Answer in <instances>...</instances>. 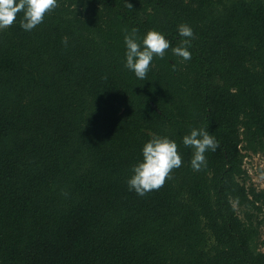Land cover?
I'll return each instance as SVG.
<instances>
[{
	"label": "trees",
	"instance_id": "obj_1",
	"mask_svg": "<svg viewBox=\"0 0 264 264\" xmlns=\"http://www.w3.org/2000/svg\"><path fill=\"white\" fill-rule=\"evenodd\" d=\"M57 3L31 31L23 13L0 30V264H264V187L245 167L264 156V0ZM133 28L171 44L146 80L125 67ZM194 128L219 142L200 171ZM152 134L183 162L140 196L127 181Z\"/></svg>",
	"mask_w": 264,
	"mask_h": 264
},
{
	"label": "clouds",
	"instance_id": "obj_2",
	"mask_svg": "<svg viewBox=\"0 0 264 264\" xmlns=\"http://www.w3.org/2000/svg\"><path fill=\"white\" fill-rule=\"evenodd\" d=\"M128 6L132 7L130 3ZM56 7H58L57 0H0V30L12 26L18 14L23 13L20 26L26 31H31L43 23L46 14ZM125 32V67L133 71L138 79L146 80L154 57L158 56L162 59L171 46L170 41L157 30L148 31L142 43L138 36V28H133L131 32L125 29ZM178 32L183 39L178 46L172 48V52L182 57L184 61L190 60L189 48L193 29L188 24H181ZM67 41L68 38L65 37L63 43L67 44ZM183 144L194 150L191 159L194 171H200L202 167H206L205 153L208 150L216 151L219 147L216 138L203 128L192 129L190 134L183 137ZM142 155V161L133 166V175L127 181L129 189L140 196L159 190L166 179L171 178L173 170L181 167L183 162L178 151V144L167 136L156 134H152V138L144 144Z\"/></svg>",
	"mask_w": 264,
	"mask_h": 264
},
{
	"label": "rangeland",
	"instance_id": "obj_3",
	"mask_svg": "<svg viewBox=\"0 0 264 264\" xmlns=\"http://www.w3.org/2000/svg\"><path fill=\"white\" fill-rule=\"evenodd\" d=\"M243 143L245 144V142ZM261 161H262V155H255L245 158V167L248 169L251 176L253 175L252 179L254 181V184L259 188L264 187V172H262L261 170L257 172V170L254 169V167L259 163H261ZM238 211H239V215L241 217H244L245 214L244 208H241ZM255 213L258 212L255 211ZM258 220L261 221L258 222ZM252 226L255 228L257 233L253 238L251 246L256 250L263 252L264 251V214H261L260 218L259 217L254 218Z\"/></svg>",
	"mask_w": 264,
	"mask_h": 264
},
{
	"label": "built area",
	"instance_id": "obj_4",
	"mask_svg": "<svg viewBox=\"0 0 264 264\" xmlns=\"http://www.w3.org/2000/svg\"><path fill=\"white\" fill-rule=\"evenodd\" d=\"M262 168V167H264V156L262 157V161H261V163H259L258 165H256L255 167H254V169H256L257 170V168Z\"/></svg>",
	"mask_w": 264,
	"mask_h": 264
}]
</instances>
